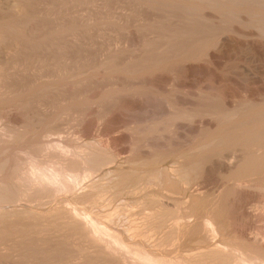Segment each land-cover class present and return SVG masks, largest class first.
<instances>
[{"label": "rangeland", "instance_id": "rangeland-1", "mask_svg": "<svg viewBox=\"0 0 264 264\" xmlns=\"http://www.w3.org/2000/svg\"><path fill=\"white\" fill-rule=\"evenodd\" d=\"M15 1L0 0V15L5 16V13H8L6 16L13 15L14 12H8L7 6L14 4ZM30 1L28 0L30 3L28 16L32 20L29 21L26 34L30 46H34L29 49L28 56L25 53L14 55L9 48L11 41L3 40L4 42L2 41L0 45V75L4 80L2 84H5L4 89H8L11 94L0 98V148L2 149L5 141L12 139L15 132L25 135L23 139L13 143L15 145L12 144V148L7 151V154L14 157V162L19 163V168L24 174L32 172L31 166L34 164L46 168L59 166L61 148L51 146L54 142H60L66 147L65 152L69 154L75 148L85 151L93 148L99 150V154L105 157L108 164L93 175L95 181L100 179L106 184H112L115 180L112 174L118 169L126 173L138 170L141 174H146L148 172L146 162L153 161L158 157L157 155L168 156L173 152L187 151L201 143L221 122L222 112L214 113L215 111L225 112L229 107H247L251 105L248 97L254 98L260 105L264 103V34L261 28L248 20V15L245 17L247 20L244 18L245 15L241 16L245 22L242 19L239 21V17L234 19L231 15L226 17L231 16L233 20L226 17L219 19L221 17L218 18L219 14H215L211 9H204L205 11H198L202 15L197 13L198 17L195 14V17H192L190 14L188 19L187 16L178 12L173 16L171 15L173 12L167 11L170 13L167 14L165 10L158 11L142 7L135 2L136 0ZM176 14H179L180 18L183 16V20L177 18ZM184 18L187 19L185 22ZM16 20L19 19L16 18ZM195 21H199L198 24ZM168 31H173L172 34L175 35L181 31L183 36L179 33L173 38ZM215 33L218 34L215 36ZM168 34L171 35V39H175V42H170ZM188 34L190 35L188 39L193 37L191 40L195 39L198 44L201 39V41L209 42L210 47L207 51L215 55L213 63H209L204 56L194 61L179 63L170 71L139 76L131 74L133 70H144L147 65L157 62V58L159 61L166 59L165 57L169 55V59H174L181 52L188 53L190 50L192 52L194 47L190 43L194 45L195 42L188 41ZM197 36L198 39H196ZM212 38L214 39L211 40ZM177 39L179 41H176ZM180 40L184 43L182 44ZM205 41L198 46L203 45ZM210 41L213 42L210 43ZM189 45L191 47H187ZM4 73L5 75H2ZM202 91L207 93L203 94ZM188 111L193 114L200 112L198 114L200 116H196L194 120L173 118L174 114H185ZM232 153L231 150L224 151L226 156H232ZM214 158L203 167L209 170L201 168L202 171L198 179L193 180L192 186L193 188L203 187L210 193L208 197L210 200L207 199L206 194L202 197L205 198L204 201L198 200L203 203L199 215L207 216V218L209 215L214 218L219 213L226 218L225 227L228 229L218 236V240L225 238L226 243L229 242L228 245L236 247L235 259L228 261V264H236L241 257L255 255L263 245L260 236L264 234V182H253L254 185L251 183L240 189L241 192L239 190V195L243 196L236 199L246 212V215L238 222V226L241 227L239 228L246 230L245 235L240 237L231 229L227 210L221 207L214 209L207 204L214 201L215 197L232 183L228 181L225 172L227 160H220L217 156ZM78 169L81 171L82 167ZM129 186L124 189L125 191H120L124 193L119 192L121 196L117 190L110 189L109 193L103 196L106 200L96 199V201L101 200L99 203L89 201L92 205L86 201L90 206L83 200H79L77 205L80 209L91 207L89 210L93 209L96 216L102 218L101 220L106 219L105 215L115 211V208L118 211L116 219H120L122 215L126 219L124 215L127 217V214L134 209L136 211L134 210L133 213L131 211V214L135 217L139 214L138 218H141L143 217L141 213H146L147 208L151 209V205L144 204L145 200H142L141 194L128 193L132 188ZM80 187L74 189L75 193H59L60 195L53 199L45 197L38 201L29 195V197H23L24 200L16 201L9 207L11 210L14 208V213L17 214H14L16 219L11 217L12 223L16 221V225L22 228L27 225L29 229H32L30 226L43 228L49 221L34 219L29 213L35 209L43 213L51 212L61 201L83 192L84 185ZM151 188L147 190L148 193L161 189L159 184L156 188ZM189 195L191 193H186L185 196ZM145 207L147 208L144 212ZM100 211L101 216L98 214ZM117 213H114L111 220L113 224L120 221L122 224L118 222L114 226L122 228L123 221L115 220ZM120 213L122 215L119 216ZM124 224H126L125 221ZM31 236L35 238V235L31 234ZM185 236L180 239L183 247L180 245V250H175L176 254H178L177 251L185 254L193 250V246L194 250L197 249L196 243L191 242L196 235ZM154 237L155 235L151 239L154 240ZM148 247L152 249L151 244ZM75 248L74 244L71 245L70 251L66 250V253H73ZM45 254L50 256L48 253ZM46 255L43 256L46 257ZM4 256L5 254L1 253L0 260L14 263L12 259L8 261ZM203 264H227V261L213 259Z\"/></svg>", "mask_w": 264, "mask_h": 264}, {"label": "bare ground", "instance_id": "bare-ground-1", "mask_svg": "<svg viewBox=\"0 0 264 264\" xmlns=\"http://www.w3.org/2000/svg\"><path fill=\"white\" fill-rule=\"evenodd\" d=\"M135 2L139 3L140 6H144L145 8L157 9L158 11L159 9L165 10L167 14H170L168 12H173V14H171L173 16L174 13L178 12L184 14L185 17H188V15L191 16L190 14H192L193 17L194 14L196 15L198 13V11L211 9V11H214L215 14H219L218 18L221 16L219 19H223V17H226V15H231L233 18L239 17V21L244 20L243 22H245V17L248 15L250 17V19L247 17L248 20H251V23L261 28L264 34V0H136ZM35 5L37 6V4ZM29 6L30 3H28V0H16L14 4L7 6L9 10L7 11H13V15L6 16L8 13H5V16L4 14L0 15V45H2L1 42L3 40H8V42L11 41V47L9 48L14 52V55H22L25 53V55L27 54L28 56V51H30L29 49L34 46H30L31 44L29 43V38L26 34L29 21L32 20L28 16ZM162 12L163 11H161V13ZM199 14H201V12L198 13V15ZM178 15L176 17L180 18ZM242 15H245V19L241 17ZM231 16H227L226 18H231ZM169 17L171 18V16ZM16 18L19 20H16ZM189 18L190 17H188V19ZM184 19L185 22L187 19ZM195 22L198 24L199 21ZM172 32L173 31L169 32V34H172ZM179 33L181 34L182 32L179 31L176 33V35ZM217 34L215 33V36ZM173 35L175 34H172V36L169 35L168 38H170V36L175 38L176 35ZM181 35L179 37H181ZM188 36L190 37V35H187V39ZM40 38H42V36ZM191 38L193 39V37ZM191 38H189L188 41L191 40ZM179 39L176 41H179ZM196 39H198V36ZM213 39L214 38L211 40ZM174 40L170 38V42H175ZM180 41L182 43L183 40ZM193 41L195 42L194 45L190 43V45L194 47H192L193 49L190 48L192 49V52L190 50L188 53H182L179 50L181 54L179 53L180 55L178 54L177 58L175 57L174 59H169L168 54V56L164 55L167 57H165L166 59L163 58V60L158 61V58L156 57L157 62L151 63L152 65L149 64L150 66L147 65L148 68L146 67L144 70L139 68L140 70H133L132 73L131 70L130 73L139 76L140 74L145 75L158 73L160 71H170L179 63L190 60L194 61V59H201L204 56L206 59H208L209 63H213L215 55L207 51L210 47L209 42L204 40L205 43L201 46H198L204 41H199V44L197 41H195V39ZM211 42L213 41H210V43ZM190 45L187 47H191ZM16 60L17 59H15V61ZM2 75H5V73ZM2 80V76L0 75L1 99L2 97H6V95L8 96V94H10L8 89H4L5 84H2L4 81ZM15 91L16 90H14V92ZM201 93L205 94L207 92L202 91ZM248 102L251 104L247 106L248 108L229 107L225 112L218 110L215 111L214 113L222 112L220 114L221 122L219 124L217 123L218 127L216 129H212L215 131L211 130V133H209V135L196 147L191 149L189 148L187 151L173 152L168 156L157 155L158 157L153 159V161L151 160L146 162V165L148 166V172L146 174H141L138 170L136 172L128 171L126 173L118 169L122 172L116 170L117 172L114 173L115 175L111 172V174L115 176V180H113L112 184H106L100 179L96 181L94 180L93 175L105 164H108L105 157L99 154V150L93 148L85 151L75 148L74 151L69 154L65 152L66 147L62 146L60 142H54L51 145L57 149L58 147L59 149L61 148L58 167L54 166L53 168H50L49 166V168H46L40 166L39 164H34L31 166L32 172L24 174L21 172V168H19V163L14 162V157L7 154V151L12 148V144L23 139L25 136L20 132H15L14 135H12V139L8 140L7 142L5 141L2 149L0 148V254L4 253V258L8 259V261H10L9 259H12L14 263H7L5 260H0V264H203L206 261L208 262V260L213 261V259L214 261H227L228 264V261L235 257V252L237 249L231 244L228 245L227 243L229 242L226 243L224 240L225 238L218 240V236H221L222 233L228 229L225 227V222L227 220L225 221L226 218H224V216L219 213L216 214L214 218L209 215V218H207V216L199 215L200 209L203 205L201 202L203 199L202 197L206 194L208 199L210 193L205 191V188L203 187L193 188L192 182L195 178L198 179V175H200L202 169H204L203 167L213 157L216 158L217 156V158L219 157L220 160L226 159L227 169L225 172L228 181H232V183L231 185H228L219 196L217 195L214 201L207 202V204L214 209L215 207H221L223 210H227V219L231 220V229H233L234 232H237L240 237L245 235L246 230L243 228L240 229V225L238 226L239 220L244 215H246L244 208L240 205V202L237 201L239 196L242 195H239V190L247 187V185L251 183L254 185L253 182H264V103L260 105L254 100V98L251 99L249 97ZM199 113L193 114L189 113L188 111V113L185 114H174L176 116L173 115V118L179 120L180 118L181 120L183 118H185V120H194ZM41 147L43 148L44 146ZM227 150H231L233 155L226 156L224 151ZM237 152H240L241 154L238 155ZM81 167L82 172L78 169H81ZM204 170L207 171L209 169L206 168ZM82 184L85 188L82 190L83 192L78 195L74 194L72 195V198L61 201L59 205L53 208L51 212L43 213L42 211L35 209L29 213L34 219H41L40 221H42V219H47V221H49V223L46 225L44 224L43 228H37L34 226L35 224H33V226L36 227V229H33L34 227L32 226H30L32 229H29L27 228L28 225L27 227L23 226V228L19 225H16L17 223H15L16 221L14 219H16L17 214L14 213V208L12 210L9 208L14 202L21 201L23 197L28 195L31 198L39 201L45 197H52L53 199V197L55 198L61 193L72 194V192L75 193L74 189L80 187V185L82 187ZM129 184L131 185L129 186ZM158 184L161 188L160 190L157 188L158 190H156L154 193H148L149 191L147 192L150 187L156 188V185L158 186ZM128 186L129 188L132 187L129 189L130 191L128 193L132 194L133 192L141 194L142 200H145V202L143 201L144 204L150 203L151 205V209L149 208L150 210L147 207H145V209L143 208L144 212L146 208L148 210H146V213L144 214L141 213V216L143 215V217L140 216L141 218H138L139 214H137V217H135L134 214H131V210L129 212L131 215L127 214V217L124 215L126 218L124 219L122 215L124 211L126 212V210H124L119 214V216L122 215V217H120V219H116L118 216V211L117 208H115L116 210L114 209L115 211H112L117 213L115 214V220L123 221L122 228H120V226H114L120 221H117L116 223L114 222L113 224V221L111 220L113 219L111 217H114V213L108 212L106 215L104 214L106 219L103 218V220H101L102 218H98L95 211L93 212V209L89 210L91 207L88 209L90 202L94 201L93 203H96L98 201L99 203L102 199H104L105 193H107L110 189L117 190V193L120 195V193H124V189H127ZM122 190L124 191L120 192ZM186 193H191V195H189L190 198L187 196L188 199H186ZM141 195L139 196L140 198ZM182 195L184 196L182 197ZM116 196L118 195L116 194ZM119 198H117V200ZM96 199L101 200L96 201ZM200 199L201 201H198ZM79 200H83L84 202L90 201L89 203L86 202V204L88 203V206L85 207L86 209L84 207L83 209L79 208L77 205ZM104 200H106V198ZM81 201L80 203H82ZM109 207L110 206H108V208ZM120 208H118V210H120ZM14 214H16L15 217ZM98 214L101 216V211ZM11 217L14 218V223H12ZM191 219H193V221H191ZM124 221L126 224H124ZM18 223L20 222L18 221ZM57 233L59 235H55V237L54 234ZM31 234L35 235V238H31L33 237ZM154 235V240H152ZM185 235H191L192 237L196 235L191 242H195L196 246L198 247H196L197 249L194 250V246L192 245L193 250H190L185 254L179 253V251H177L178 254H176L175 250H180V239ZM260 241L264 245L263 233L260 236ZM73 244L76 247L74 251L75 253H66V250L70 251L71 245ZM150 244L152 249L148 247ZM263 245H261V248L257 253L255 252V255H251L247 258L238 257L240 259L236 264H264ZM181 247H183V245H181ZM52 251L55 253V255L53 253L49 254V252ZM45 253H48L50 256H47ZM64 253L66 254L64 255ZM172 253H175V255H172ZM41 254L46 255V257Z\"/></svg>", "mask_w": 264, "mask_h": 264}]
</instances>
